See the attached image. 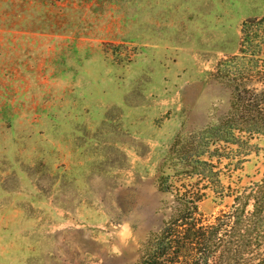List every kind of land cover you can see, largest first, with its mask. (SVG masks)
I'll return each mask as SVG.
<instances>
[{
	"label": "rangeland",
	"instance_id": "rangeland-1",
	"mask_svg": "<svg viewBox=\"0 0 264 264\" xmlns=\"http://www.w3.org/2000/svg\"><path fill=\"white\" fill-rule=\"evenodd\" d=\"M263 15L264 0H0V264H140L169 213L159 171L229 109L218 63ZM251 144L224 186L262 178Z\"/></svg>",
	"mask_w": 264,
	"mask_h": 264
},
{
	"label": "trees",
	"instance_id": "trees-1",
	"mask_svg": "<svg viewBox=\"0 0 264 264\" xmlns=\"http://www.w3.org/2000/svg\"><path fill=\"white\" fill-rule=\"evenodd\" d=\"M217 72L231 87L229 109L195 137V153L174 148L180 163L159 171L169 213L146 241L140 264H264V173L248 187L221 181L222 169L235 170L251 140L264 137V15L241 23L238 51ZM209 193L232 203L206 217L199 203Z\"/></svg>",
	"mask_w": 264,
	"mask_h": 264
}]
</instances>
